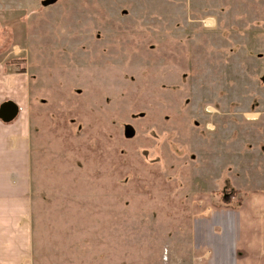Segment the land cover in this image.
<instances>
[{
	"label": "rangeland",
	"instance_id": "rangeland-1",
	"mask_svg": "<svg viewBox=\"0 0 264 264\" xmlns=\"http://www.w3.org/2000/svg\"><path fill=\"white\" fill-rule=\"evenodd\" d=\"M43 1L0 0L18 264H192L264 192V0Z\"/></svg>",
	"mask_w": 264,
	"mask_h": 264
},
{
	"label": "crops",
	"instance_id": "crops-1",
	"mask_svg": "<svg viewBox=\"0 0 264 264\" xmlns=\"http://www.w3.org/2000/svg\"><path fill=\"white\" fill-rule=\"evenodd\" d=\"M2 128L12 135L0 118V145ZM3 145L10 152L9 141ZM3 160L0 155V264H18V184L13 171L1 168ZM191 224L192 264H264V192L248 193L235 206L202 202Z\"/></svg>",
	"mask_w": 264,
	"mask_h": 264
},
{
	"label": "water",
	"instance_id": "water-1",
	"mask_svg": "<svg viewBox=\"0 0 264 264\" xmlns=\"http://www.w3.org/2000/svg\"><path fill=\"white\" fill-rule=\"evenodd\" d=\"M55 0H44L42 5L46 6L53 3ZM18 108L11 102L7 101L0 105V118L3 121H10L17 115Z\"/></svg>",
	"mask_w": 264,
	"mask_h": 264
},
{
	"label": "trees",
	"instance_id": "trees-1",
	"mask_svg": "<svg viewBox=\"0 0 264 264\" xmlns=\"http://www.w3.org/2000/svg\"><path fill=\"white\" fill-rule=\"evenodd\" d=\"M226 202H229L227 199L225 200Z\"/></svg>",
	"mask_w": 264,
	"mask_h": 264
}]
</instances>
